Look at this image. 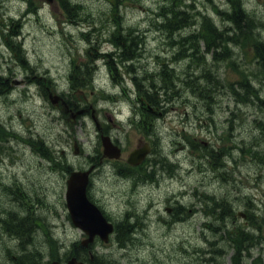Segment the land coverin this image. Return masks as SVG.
<instances>
[{
	"label": "rangeland",
	"instance_id": "374dc122",
	"mask_svg": "<svg viewBox=\"0 0 264 264\" xmlns=\"http://www.w3.org/2000/svg\"><path fill=\"white\" fill-rule=\"evenodd\" d=\"M72 1L82 5L77 16L71 13L69 17L59 3L52 5L47 0H34L37 12H30L22 18L25 23L21 39L30 63L29 69L20 64L12 66L11 62L16 61L14 50L7 46L0 34V74L8 76V86H11V96L0 95V121L10 129L17 130L16 140L0 142V215L9 209L21 210V201L12 202V197L7 194L9 188L12 190L17 185L20 189L12 193L17 199L24 200L25 204L30 202L45 215L53 212L54 208V232L51 234L54 243L50 241L52 237L48 227L43 228L36 239L38 247L45 249L48 254L54 246L57 248L55 241L60 245L61 253H64L71 242L79 239L80 231L66 218L62 204L64 175L60 171L66 162L79 165L86 154L95 155L96 139L90 135L94 126L89 115L85 120L82 118L78 123H72L75 138L79 139L83 147L79 153H76L74 143L73 146H66L58 142L67 134V124L63 112L43 96L42 85L38 80L45 79L43 81L48 84L51 80L56 90H68L73 61H88L91 54L97 53V43L103 52L110 51L113 46L107 39L116 27L110 19L113 5L110 0ZM167 1L120 0L118 3L123 26H134L139 35H145L142 50L146 49V67L152 69L155 75L162 59L166 58L169 63L178 64V71L182 70L179 73L182 77L180 85L172 88L166 97L162 96L166 98L161 108L164 112L156 123V138L159 142L156 154L164 160L162 164L165 166L158 164L161 172L156 178L142 180L133 175L132 181L117 177L107 168L104 181L96 178V189L102 188L100 194L104 193L106 198L101 202L114 215L123 213L128 201L133 198L139 201L140 206L156 205L161 208L159 211L166 220L170 219L166 211L167 198L175 196L170 205L180 202L186 208H182L184 213L176 223H168L161 217L157 224L153 220L150 226L140 231L141 238L134 245L121 248L116 242H111L104 249L119 264H233L235 249L229 242L227 229L236 232L238 227H251L250 221L241 218V210L264 216V126L260 124L262 122L264 125V78L256 72L251 51L232 45L234 58L241 62L242 68H247L245 75L256 83L263 101L249 100L244 87H240L235 96L229 85L222 86L215 95L209 97L205 94L203 98L197 89L202 83L199 82V76L204 65L211 66L225 83L236 82L243 76L226 60L213 61L211 55L204 58L203 47L201 60L206 63L191 61L190 56L181 59L177 39L198 29L202 15L210 16L219 29L233 30V22L219 12L230 10L231 3L229 0H176L181 10L185 11L189 26L168 36L166 31L154 26L161 18ZM242 3L256 18L257 29L264 38V0H242ZM27 5L26 0H0V12L5 16L20 17V14L27 13ZM113 15L118 17V14ZM74 17L78 18L77 22L71 21ZM194 23L197 24L192 25ZM86 32L90 33L91 40L86 38ZM106 62V58L97 60L98 73L95 79L97 88L107 91L99 92L90 83L85 88L86 93L91 94L87 97L89 101H94L92 95L95 91L98 93L96 97H100L95 104L110 110L102 112L101 118L107 120L112 116L111 111L120 105V110L128 115L137 104L135 100L123 99V83L118 85L119 81L112 78V71ZM145 62V59L136 60V65ZM189 62L191 67H186ZM184 69L192 73L191 77L185 78L188 71ZM137 71L140 75L142 68L137 66ZM78 76L81 75L78 73ZM124 82L128 89H133L130 76ZM108 91L115 92L112 98L103 96L104 93L109 95ZM122 127L127 155L139 143L142 133L133 124L128 127L126 123ZM38 135L54 141L52 145L58 155L65 151L70 154L68 161L58 159V171L52 170L49 164L39 158L29 143V139ZM1 146L5 147L4 150ZM224 197L227 199L225 205L232 207L227 212L229 215L223 221L219 220L220 227L213 228L205 224H211L209 220H214L205 211L207 205L216 214L219 212L215 209L216 204ZM134 204L137 205L136 202ZM156 206L149 210L153 219L157 217L154 214ZM189 206L197 210L196 217L188 213ZM221 210L224 211V208ZM257 218L263 222L262 217ZM224 232L227 236H224ZM258 233L259 243L250 248L251 254L246 251L242 253L240 264H251L256 257L259 260L254 264H264V225ZM14 242L15 238L3 235L0 228V264L29 262L18 259L23 251L16 250L18 247H13ZM27 247H30V243ZM29 257L31 255L27 259Z\"/></svg>",
	"mask_w": 264,
	"mask_h": 264
},
{
	"label": "trees",
	"instance_id": "16d2710c",
	"mask_svg": "<svg viewBox=\"0 0 264 264\" xmlns=\"http://www.w3.org/2000/svg\"><path fill=\"white\" fill-rule=\"evenodd\" d=\"M111 1L113 4L112 11L114 12V14H117L118 6L116 3L118 0ZM229 2L231 3V9L228 11H224L223 15L231 20V22H233L234 29L229 31L227 30V28L219 29L218 25L210 16L202 15L201 19H199L201 23L198 29L192 30L188 34L181 35L180 38L177 39V42L180 44L179 53L182 59H185L186 56H190L191 61L206 63V61L201 60L203 58V55L201 54L202 45L200 43L201 41H203L206 46L204 50V58H206L208 51L211 52L213 61L226 60L225 62H227L228 65L241 72L243 77L242 79L238 80L237 83L240 87H244L248 91L247 93L249 100H251L252 102L263 101L259 97L260 93L258 92L255 83L250 80L248 75H245V71L247 70V68H242L241 62L237 61L234 58L235 53L232 45H234V47H240L243 50L251 51L256 65V72L262 78H264V38L257 29L259 27H257L256 18L250 12H248L246 8H244L242 0H229ZM62 3L66 8L73 10L74 13H77L81 7L73 3H71L69 7V2L66 0H63ZM180 7L181 6L177 4L176 0H168L163 7L164 11L162 12V15H160L161 18L155 22L154 26L161 30H166V32H168V36L169 34L177 33L178 31L188 27L189 23L187 21V18L185 17L186 13L185 11L181 10ZM114 19L116 21V28L112 30L111 38L109 40L117 45V48L119 47L117 56L121 61L124 62L133 60L139 55L138 50L142 48L140 47V45L142 46L144 39L138 33H136L135 29L131 28V26L127 27V29L125 30L120 23L119 17L114 16ZM188 50H190L189 53ZM114 54L115 52H110L107 54L108 64L110 68L115 71V73H117V67H115L113 63ZM90 57L91 60L89 64L91 66L87 65V69H85L84 71L86 80L91 79L95 68V65H92L93 58L95 56ZM130 67L131 69H133V65H130ZM165 67L163 70H161L160 73L161 76L164 77L163 80L167 84V82L171 80V77L168 75L169 71L166 70ZM147 75V82H149L152 87H147L146 84H143L141 82V78L137 75L133 77V79L135 80V85L137 87L136 97H138L139 102L141 100L147 99L150 104H154L153 102H155V99L157 100V94L155 91H153L156 86L155 83H153L154 78L152 77V75L149 73ZM199 79V82L202 81V83H199L201 84V86H199L198 90L202 95L208 94L209 97L212 94L215 95V93L219 89H221L222 86L226 85L222 78L217 75V72L213 68H211V66H203L201 71V78L199 77ZM81 81V79L75 80V82L77 83ZM233 84L234 83L230 84L229 87L230 90L236 95L239 92V88ZM157 86L161 87V85ZM260 124L264 126L262 122H260ZM24 210H27L25 219L20 216L13 215V213L11 212L9 214L8 220L9 224H11V229L14 230L15 233L19 234L20 237H22L23 242H25L27 236L32 235L27 231L31 228L29 224L31 223L33 225L36 221L38 222L36 216L32 215L31 209L29 207L24 206L23 211ZM33 227L34 226H32V228ZM25 235L27 236L24 237ZM249 239H251V236L247 231L245 234V242H247ZM80 248V244H75L74 252L77 255L84 256V253ZM25 251L28 250L26 249ZM28 255H31V257L27 259ZM25 259L29 261L25 264H40L41 256L37 251L32 250V253H25L20 258V260Z\"/></svg>",
	"mask_w": 264,
	"mask_h": 264
},
{
	"label": "water",
	"instance_id": "95a60500",
	"mask_svg": "<svg viewBox=\"0 0 264 264\" xmlns=\"http://www.w3.org/2000/svg\"><path fill=\"white\" fill-rule=\"evenodd\" d=\"M148 148H142L134 151L131 154L130 160L133 162H139ZM83 176L80 174H74L70 180L69 188L67 191L68 206L71 211L73 221L76 225L84 228L89 234L90 238L96 234H100L101 237L107 239L108 233L112 230L111 224H108L103 218L101 212L87 199L85 195V189L83 184ZM50 264H62L59 262H53ZM67 264H84L83 262H77L75 258L68 261Z\"/></svg>",
	"mask_w": 264,
	"mask_h": 264
},
{
	"label": "flooded vegetation",
	"instance_id": "af4514ba",
	"mask_svg": "<svg viewBox=\"0 0 264 264\" xmlns=\"http://www.w3.org/2000/svg\"><path fill=\"white\" fill-rule=\"evenodd\" d=\"M143 108V107H142ZM153 109V108H152ZM143 110H144V108H143ZM146 113V112H145ZM117 127H119L118 125H117ZM105 129H104V127H102V131H104ZM114 132V131H113ZM113 136H114V140L115 141H117V142H120L119 141V139L118 138H116L115 137V134L114 133H111ZM116 164V163H115ZM244 220H246V222H249L250 221V223L252 222V219L251 218H248V217H245L244 218ZM238 230H239V232H241L240 233V236H243V240H244V231H245V228L244 227H238ZM229 242H230V244H231V241L229 240ZM234 242V241H233ZM235 246V245H234ZM222 250V249H221ZM15 258H16V256H15ZM1 260V259H0Z\"/></svg>",
	"mask_w": 264,
	"mask_h": 264
},
{
	"label": "bare ground",
	"instance_id": "6f19581e",
	"mask_svg": "<svg viewBox=\"0 0 264 264\" xmlns=\"http://www.w3.org/2000/svg\"><path fill=\"white\" fill-rule=\"evenodd\" d=\"M234 4V3H233ZM202 8V7H201ZM253 18V17H252ZM220 23V22H219ZM33 55V54H32ZM33 58V57H32ZM32 60V59H31ZM39 61V60H38ZM221 96V95H220ZM186 98V97H185ZM244 132V131H243ZM254 145V144H253ZM259 147V146H258ZM256 159V158H255ZM243 160V158H242ZM234 164V163H233ZM155 181V180H154ZM161 184V183H160ZM156 186V185H155ZM149 187V186H148ZM147 189V188H146ZM215 192V191H214ZM210 193V192H209ZM209 197V196H208ZM184 215V214H183ZM213 236V235H212ZM155 237V236H154ZM217 237V236H216ZM223 251V250H222Z\"/></svg>",
	"mask_w": 264,
	"mask_h": 264
}]
</instances>
